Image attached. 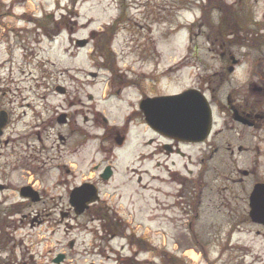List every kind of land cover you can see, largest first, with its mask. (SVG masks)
I'll use <instances>...</instances> for the list:
<instances>
[{
    "label": "flooded vegetation",
    "instance_id": "1",
    "mask_svg": "<svg viewBox=\"0 0 264 264\" xmlns=\"http://www.w3.org/2000/svg\"><path fill=\"white\" fill-rule=\"evenodd\" d=\"M115 1L123 8L124 0ZM258 2L215 5L220 22L210 36L221 40V51L209 53L211 64L200 63L204 82L196 86L213 107V129L200 142L145 125L138 105L150 96L153 69L113 73L108 62L94 61L89 71L60 70L71 83L60 90L34 85L44 93L33 100L45 101L30 109L36 119L26 123L20 143L9 132V109L0 107L7 120L0 137V264H195L187 246L175 242L184 231L264 239L258 220L264 201L254 203L257 212L251 204L256 185L264 184V5L255 10ZM204 8L190 23L191 40L201 34L192 33L195 27L207 26ZM170 11L179 17L184 9ZM156 15L141 12L138 34L146 28L145 37H153ZM59 17L40 21V28L56 40L65 27L72 41L73 19ZM236 44L257 56L247 52L245 60ZM42 65L43 75L53 74ZM174 219L186 226L174 228Z\"/></svg>",
    "mask_w": 264,
    "mask_h": 264
},
{
    "label": "rangeland",
    "instance_id": "2",
    "mask_svg": "<svg viewBox=\"0 0 264 264\" xmlns=\"http://www.w3.org/2000/svg\"><path fill=\"white\" fill-rule=\"evenodd\" d=\"M100 1L103 5H109V2L106 0ZM195 1L132 0L131 3L133 4L127 10L129 20L124 21L123 25H121V32L113 44V50L118 57L119 66L122 68L131 66L132 69L137 71H151L153 68H156L159 74L162 71H168L171 63L179 61L178 59L184 56L190 43L186 31L185 33L180 31L173 34L170 30L171 27H166L167 25H164L166 23L161 22L164 21V16L167 17L166 14H168L171 21L178 23V14L170 11L174 6L177 8H186L188 6L186 12L182 11L181 14L184 13V18L194 20V17L200 15L198 13L200 4H196ZM93 2H98V0H83L78 6V16H76L73 10L67 14L68 19L72 17L74 24H78V37H87L89 35V28L82 27V24L87 23L90 17L95 16L91 14L92 10L90 7ZM136 3L138 5L149 4L153 6H149V8L156 11V20L158 21L157 23H153L152 39L154 38V40H151V37H145L148 36L146 28L142 33L144 38H139V35L134 32L139 31L136 20H140L142 17V9H144V7L139 9ZM258 3L260 5L256 6L254 8L255 10L259 9L261 5H264L263 0H259ZM53 7L54 0H0V107L8 108L10 111L12 125L9 132L13 138L19 139L15 140L16 143L22 142V136L27 132L26 123L30 122L33 124V121L36 119L27 104L31 103L32 108L37 104V108H39L42 106L43 101H45L42 98L33 100L37 93H44L42 89L37 91V87L34 85L52 84L55 86L57 84H70L72 77L69 74H60L61 69L73 68L88 71L95 67L91 56L92 46L79 48L78 50L73 48L72 50L75 51L77 56L72 58L70 56L71 49L67 51L70 43L66 33L56 38L54 42L49 36L44 34V30L35 28V23H18V19H22L21 15L24 13L27 16L25 19H40L42 14L45 13L43 9L54 10ZM115 14V10H109V12L104 13V17L98 18L101 21L96 24L92 23V25L94 24L96 28L101 27L104 21L108 22ZM172 14L176 17H171ZM220 14V11L215 8L211 11L210 16L206 18L207 22H210L209 26L202 27L201 29L198 27L194 28L195 32L201 31L203 35H194L195 40L191 43L193 48L190 47L188 51L191 52L190 57L198 55L196 54L198 52L201 59L193 58L190 67H186L180 71L178 70V72L176 68H173L168 73L162 76L159 75L160 82H158L159 84L155 91L156 94L160 96L174 94L181 92L187 87L198 85L200 80L204 82L203 79L199 78L204 72L202 67L196 62L202 61L206 64H211L214 60L210 58L209 53L211 51H221L218 44L221 40H216L210 36V32L212 31L211 34L214 35L215 29L219 25ZM183 16L181 17L182 19H184ZM108 18L110 19L108 20ZM166 20L165 18L164 22H167ZM26 25L29 27L24 28V30L20 27ZM209 39L213 44L216 43V46L212 45L208 41ZM233 50L242 53L245 60L247 52H252L254 56H257L256 50L252 51L248 48L241 47V44H236ZM138 53L147 54L146 56L150 58L149 61L147 63L136 61L135 55ZM39 63L41 65L45 64L42 67L52 71L53 74L50 76L43 75L40 66H38ZM194 63H196L195 65L197 67L193 65ZM248 66L249 63H245L242 69ZM40 117L43 118V115ZM146 195L149 198L151 191H148ZM148 219L149 222H152L150 217ZM163 223L165 224L166 222H162L161 226H165ZM186 223L187 221L185 220L174 219L172 226L183 229ZM198 235L195 236H198L197 240L200 243H197L196 240H192V243L189 239L190 236L176 235V243H187L188 245L190 243V245H193V249L188 253L191 255L192 252H195L194 256L191 255L193 258L191 259L192 262L195 261L199 264H228V261L232 259L234 260L232 264H264V239L255 240L251 234L244 232L233 235L231 244H229L227 241L230 237L225 232L220 235L209 230ZM162 242L163 237H160L158 243ZM245 251L247 253L244 254ZM219 256L221 260H218ZM256 256L260 257L261 262L251 263Z\"/></svg>",
    "mask_w": 264,
    "mask_h": 264
},
{
    "label": "water",
    "instance_id": "3",
    "mask_svg": "<svg viewBox=\"0 0 264 264\" xmlns=\"http://www.w3.org/2000/svg\"><path fill=\"white\" fill-rule=\"evenodd\" d=\"M141 107L154 129L173 137L198 141L205 138L211 129L212 109L205 95L196 89L148 98ZM3 124L4 121L0 126ZM261 189L254 194L253 202L263 195Z\"/></svg>",
    "mask_w": 264,
    "mask_h": 264
},
{
    "label": "trees",
    "instance_id": "4",
    "mask_svg": "<svg viewBox=\"0 0 264 264\" xmlns=\"http://www.w3.org/2000/svg\"><path fill=\"white\" fill-rule=\"evenodd\" d=\"M111 41H112V35H109V37L107 38L106 46H105V48L103 50L107 51L108 50V46L110 48Z\"/></svg>",
    "mask_w": 264,
    "mask_h": 264
},
{
    "label": "bare ground",
    "instance_id": "5",
    "mask_svg": "<svg viewBox=\"0 0 264 264\" xmlns=\"http://www.w3.org/2000/svg\"><path fill=\"white\" fill-rule=\"evenodd\" d=\"M191 255H193V256H194V255H195V252H192V254H191Z\"/></svg>",
    "mask_w": 264,
    "mask_h": 264
}]
</instances>
